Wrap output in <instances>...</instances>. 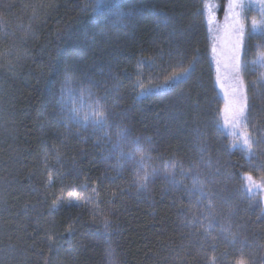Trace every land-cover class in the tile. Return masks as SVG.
<instances>
[{"label": "trees", "instance_id": "1", "mask_svg": "<svg viewBox=\"0 0 264 264\" xmlns=\"http://www.w3.org/2000/svg\"><path fill=\"white\" fill-rule=\"evenodd\" d=\"M228 4L0 0V264H264L243 186L264 189V33L241 52L246 156L222 130L206 24Z\"/></svg>", "mask_w": 264, "mask_h": 264}, {"label": "rangeland", "instance_id": "2", "mask_svg": "<svg viewBox=\"0 0 264 264\" xmlns=\"http://www.w3.org/2000/svg\"><path fill=\"white\" fill-rule=\"evenodd\" d=\"M245 4L241 9L238 5ZM264 15L259 0H229L226 12L221 21H217L211 12H207L206 24L213 49V67L215 84L223 102L222 130L231 139L235 147L240 148L249 156L244 121L239 117L238 99L241 94L239 87L242 80L237 63L241 61L240 30L246 34L247 28L252 32L253 23L260 24ZM257 31L253 34H260ZM243 186L248 197L259 198L264 214V189L259 182L250 177H243Z\"/></svg>", "mask_w": 264, "mask_h": 264}, {"label": "snow or ice", "instance_id": "3", "mask_svg": "<svg viewBox=\"0 0 264 264\" xmlns=\"http://www.w3.org/2000/svg\"><path fill=\"white\" fill-rule=\"evenodd\" d=\"M259 2L261 4L262 9H264V0H259ZM96 6L97 7H101L102 6V0H96ZM238 6L241 9H244L245 7H247L243 3H240ZM257 31H260L261 33H264V15L261 16V21H260L259 25H257L256 22L253 23L252 32L255 33ZM244 41H245V33L243 32V29H241L240 30V40H239V43H240L241 47H243ZM254 63H259V64H261V66H264V55H262L258 61H254ZM236 67H237L238 72H241V71L245 70V64L242 61H238ZM192 70L193 69H192V67L190 65L189 68L185 69V71L183 73H180V74L170 78V81L168 82L169 83V87L177 85L183 79L188 77ZM239 87L241 89V94H240V97L238 99L239 117H240V119L242 121L248 122V119H249V115L248 114L250 113L251 109L255 105L252 103L251 98L247 95V91L245 89V85H244L242 80L240 82ZM254 87H255L256 91L253 93V96H257V95H260L261 93H264V73H262L257 78L256 81H254ZM95 115L101 117L99 120L96 121V123L99 124V125H103L104 118H103L102 114L101 113H95ZM253 142L254 141L252 140L251 136H248L245 139V141H244L245 145H248V146H250ZM134 143L136 144V151H141L139 142L138 141H134ZM128 158L129 159H133L134 158V153H130ZM141 159H143V158H141ZM144 180L145 181L148 180L147 175L144 177ZM141 187H143V185H141ZM201 194L203 195V193H201Z\"/></svg>", "mask_w": 264, "mask_h": 264}]
</instances>
